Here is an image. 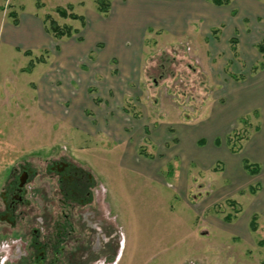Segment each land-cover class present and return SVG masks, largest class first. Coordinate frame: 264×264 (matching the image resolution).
Instances as JSON below:
<instances>
[{
	"label": "rangeland",
	"instance_id": "374dc122",
	"mask_svg": "<svg viewBox=\"0 0 264 264\" xmlns=\"http://www.w3.org/2000/svg\"><path fill=\"white\" fill-rule=\"evenodd\" d=\"M202 3L191 23L196 27L207 21ZM58 8L84 18L96 11L95 0H0V261L7 264L12 238L42 229L37 220L44 213L81 210L102 226L93 221V231H78L80 241L96 233L98 244L71 249L72 239L57 264H264V56L259 50L264 24L254 27L258 43L247 51H239L236 37L228 41V27L215 28L210 42L198 33L179 39L147 31L144 85L141 92L130 91L140 92L136 101L122 105L136 120L135 131L116 124L119 136L111 138L105 131L113 122L94 120V107L81 106L85 122L78 131L65 121L73 110L66 93L76 92L59 62L68 39L51 38L50 49L28 51L30 56L3 42L14 20L27 15L40 18L44 29L54 20L83 37L80 22L60 18ZM31 32L15 38L32 45L37 39ZM153 129L157 135L150 137ZM62 163L89 182V205L62 204L66 189L55 169ZM20 165L30 173L29 192L26 204L17 206L23 215L11 227L4 197ZM46 255L54 258L50 251ZM70 257L75 261H66ZM23 262L37 264H9Z\"/></svg>",
	"mask_w": 264,
	"mask_h": 264
},
{
	"label": "crops",
	"instance_id": "0c3cea01",
	"mask_svg": "<svg viewBox=\"0 0 264 264\" xmlns=\"http://www.w3.org/2000/svg\"><path fill=\"white\" fill-rule=\"evenodd\" d=\"M202 1L207 4V21L203 26L196 27V24L191 23L196 18L195 10L201 9ZM262 2L263 0H239L228 7L214 8L205 0H119L113 3L111 1L107 15L91 11L85 18L84 27H81L83 37L75 35L69 38V43L64 44L67 45V49H60L59 52L62 55L59 62L64 69L63 78L68 80L71 89L76 91L75 93L69 91L64 99L73 107L70 117L66 116V123L71 122L75 131H78L80 125L84 127L85 121L79 113L82 111L81 106H87L89 109L94 107L91 110L93 119L97 122H113L110 129L105 131L107 136L111 138L119 136L113 130L116 124L118 126L121 124L123 129L130 133L135 131L133 122L136 120L122 105L127 101H136L135 98L139 97L141 92L139 86L144 85L141 83L144 81L141 67L146 47L145 33L157 29L160 33L165 32L179 39L187 33L190 35L198 33L210 42L209 33L216 30L215 28L221 30L228 27L230 30L228 41L236 37L239 51L240 47L247 51L258 43L254 27L258 22L262 23L260 25L264 24ZM29 28L37 41L32 45L23 46L15 36ZM260 29L263 32L261 35L264 36V26ZM81 32L79 30V34ZM4 34L3 42L6 46L14 45L29 52L42 48L50 49L51 37L45 32L40 18L36 16L27 15L17 21L16 25L12 23ZM81 65H84L83 70L86 71L76 68V66L81 68ZM135 87L140 92L130 93ZM103 131L100 129V132ZM149 132L150 137L157 135L154 129ZM130 164L126 166L146 175L145 171L137 168L140 170L138 171ZM2 262L0 261V264H4Z\"/></svg>",
	"mask_w": 264,
	"mask_h": 264
},
{
	"label": "flooded vegetation",
	"instance_id": "af4514ba",
	"mask_svg": "<svg viewBox=\"0 0 264 264\" xmlns=\"http://www.w3.org/2000/svg\"><path fill=\"white\" fill-rule=\"evenodd\" d=\"M18 168L20 172L17 173V175L15 172L18 170L14 168V184L8 185V198L4 197V200H7V203H5V210L8 219L6 221H10L11 227H14L16 223L14 222V219L21 218L23 215L22 212L17 211V206L26 204L25 197L29 192L28 184L30 173L24 166L20 165ZM55 169L56 173L60 175L58 182L63 186L64 190L66 189L62 195V204H66L67 202L71 205H73V203H78L81 207L89 205L87 200V197L90 195L89 182L85 184L82 179L78 177V169L71 166L69 167V165L66 166V164L63 163L60 167H56ZM66 169L70 171L68 175L65 174ZM62 173L64 175H62ZM17 214H19V216H17ZM95 219L96 218L90 215V213L86 212L84 214L81 210L74 213L72 211L71 214H66L64 210H60L55 213V216L46 212L43 214L41 220H37L38 222H41L42 229L40 231L33 229V235L30 237H25L24 234H21L12 238L15 241H12V246L9 252L11 255L10 257L8 255L6 260L36 261L37 264H43L44 261H53L54 264H57L56 261H64L63 257L65 250L70 248L69 243L72 239L75 240V246L71 249L79 248V250H91L92 246L94 248L98 244L99 237L96 236V233H90V240L88 239V241L84 243V241H80L81 232L78 235V231H93L92 226L90 225L94 224L93 221H95L96 225L102 226L101 221ZM24 231L27 233L26 230ZM33 251L35 256L32 257ZM47 251H50L52 255H54V258L47 257ZM59 253L62 258L57 256ZM71 257L67 258L66 261H75V259H72ZM91 260L92 258L90 261ZM27 264L30 263L28 262Z\"/></svg>",
	"mask_w": 264,
	"mask_h": 264
},
{
	"label": "trees",
	"instance_id": "16d2710c",
	"mask_svg": "<svg viewBox=\"0 0 264 264\" xmlns=\"http://www.w3.org/2000/svg\"><path fill=\"white\" fill-rule=\"evenodd\" d=\"M205 1L211 3L212 5H214L216 7H225L231 3V0H205ZM110 4H111V0H95L96 11L99 14L107 15L109 12V9H110ZM56 13L62 19L79 21L81 27H84V25H85V18L83 16H79V15L73 13L72 10L67 12V10H65V9L58 8L56 10ZM46 18H45V20H48L49 17L46 16ZM49 23H50V26L48 28L45 27L44 30L54 41H61L64 39H69V38L79 34V31L77 29L72 28L69 25L59 26L54 20H50ZM14 24L15 25L17 24L16 20H14ZM43 27H44V23H43ZM232 42H235V41H232ZM259 50L261 51V54L264 56L263 47H260ZM24 54L26 56H30V53L28 51H26ZM39 63H42V61ZM32 67H33V64L30 62L29 63V69H32ZM243 167H244V169L248 170L250 168V165L248 164V162L243 161ZM250 172L253 174L256 173L255 170H253V169ZM250 226H251V229L254 230L253 219L250 222Z\"/></svg>",
	"mask_w": 264,
	"mask_h": 264
}]
</instances>
